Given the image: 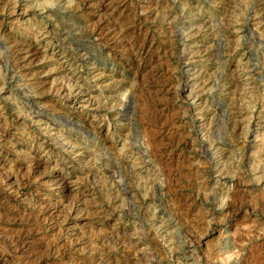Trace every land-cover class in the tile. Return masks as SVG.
<instances>
[{
  "label": "rangeland",
  "instance_id": "1",
  "mask_svg": "<svg viewBox=\"0 0 264 264\" xmlns=\"http://www.w3.org/2000/svg\"><path fill=\"white\" fill-rule=\"evenodd\" d=\"M0 264H264V0H0Z\"/></svg>",
  "mask_w": 264,
  "mask_h": 264
}]
</instances>
